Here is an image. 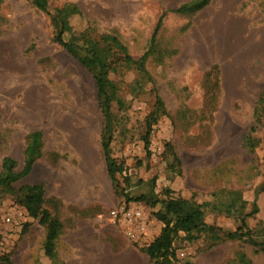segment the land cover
<instances>
[{
	"label": "rangeland",
	"instance_id": "rangeland-1",
	"mask_svg": "<svg viewBox=\"0 0 264 264\" xmlns=\"http://www.w3.org/2000/svg\"><path fill=\"white\" fill-rule=\"evenodd\" d=\"M189 1L47 0L65 38L95 40L108 64L115 181L94 72L53 40L55 21L32 0L0 2V173L5 156L20 171L28 133L42 134L30 173L0 189V264H153L144 247L166 197L195 201L223 231L244 220L248 236L177 231L162 264H264L250 242H264V0L175 10ZM25 184H42L59 224L52 256L47 225L19 200ZM123 205L147 218L142 245L108 217Z\"/></svg>",
	"mask_w": 264,
	"mask_h": 264
},
{
	"label": "trees",
	"instance_id": "trees-1",
	"mask_svg": "<svg viewBox=\"0 0 264 264\" xmlns=\"http://www.w3.org/2000/svg\"><path fill=\"white\" fill-rule=\"evenodd\" d=\"M2 0H0L1 2ZM35 7L51 15L55 21L56 31L53 36V40L63 47L68 53H71L78 57L81 64L94 72V80L96 86L97 102L102 115V133H101V147L105 159L107 173L112 181L116 180L115 174L119 170L117 164L110 157L109 143L111 140L112 128H111V95L108 91L107 85L109 83L107 75L108 64L104 56L101 54V49L95 40H87L84 43L73 42L68 40L64 36V30L66 29V21L62 17L60 11L50 12L47 7V0H32ZM209 0H191L187 3H183L175 9L177 12H194L203 6L208 4ZM160 25V19L158 20L154 32L150 39V44L154 42L157 30ZM128 58V57H126ZM149 123L147 125L148 136L150 132ZM250 131H254V127H251ZM42 134L39 130H32L27 135V142L24 149V165L20 171L15 172L13 169L16 162L13 158L5 156L1 160V173H0V189L5 186H10L13 182H16L23 176L30 173L34 160L40 155ZM245 146L252 148L254 141L252 137L246 138ZM145 147H147V141H145ZM264 189V179L260 185V191ZM20 193V202L26 208L29 216L34 218L39 217V222L47 225V236L44 245V251L47 255L52 256L53 253V240L57 235L59 227L58 222L53 219L48 210L44 208V189L42 184H25L18 188ZM137 199L144 200V196H140ZM130 200V199H128ZM128 202V201H127ZM156 199L150 201V205L156 204ZM161 203L162 211L158 212V219L163 222L158 236L154 238L146 247L144 251L148 255L147 257L153 261V264H162L167 256L171 254V243L174 234L177 231L185 232L189 237L194 236V232L199 231H219L222 235L228 238H241L248 236V231H243L245 228L244 220L241 221V226L235 231H223L222 229L209 225L204 220V213L198 203L192 200L184 198L166 197L159 201ZM250 242L257 247L258 250L264 252V242H256L250 239Z\"/></svg>",
	"mask_w": 264,
	"mask_h": 264
},
{
	"label": "built area",
	"instance_id": "built-area-1",
	"mask_svg": "<svg viewBox=\"0 0 264 264\" xmlns=\"http://www.w3.org/2000/svg\"><path fill=\"white\" fill-rule=\"evenodd\" d=\"M110 219L122 223L124 233L127 237L140 245L146 240L147 218L139 206L123 205L119 209L109 212Z\"/></svg>",
	"mask_w": 264,
	"mask_h": 264
}]
</instances>
